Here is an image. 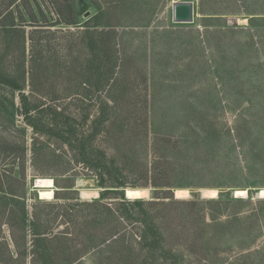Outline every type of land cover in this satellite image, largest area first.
Wrapping results in <instances>:
<instances>
[{
	"label": "rangeland",
	"instance_id": "rangeland-1",
	"mask_svg": "<svg viewBox=\"0 0 264 264\" xmlns=\"http://www.w3.org/2000/svg\"><path fill=\"white\" fill-rule=\"evenodd\" d=\"M183 1L195 3L193 23L173 21V4ZM12 2L0 0V14L5 13ZM83 4L87 6L81 10ZM29 8H32L41 24L46 20L50 25L42 29L46 31H40L35 36L41 43V48L36 50V57L38 54L40 59L37 64L49 61L55 54L56 59L60 60L62 74L54 79L46 78L42 66L37 73H32L30 26L27 28L26 45L21 44V38L19 42L18 36L7 35L0 28V136L12 140L15 143L12 149L16 150L9 159L0 158V172L4 174V170H9L19 176L25 170L27 178L26 182L21 180L19 184L4 177V184L17 193L25 194L27 201L24 203L0 193V226L4 222L2 209H12L16 212L14 218L19 217V220L26 211L31 215L35 210L40 225L45 224L53 234L68 232L71 237L67 238L71 240H83L87 235L83 218L88 213L78 205L76 198L91 201L97 198L100 189L96 188L91 171L82 164H70L69 173H65L67 169L60 167L56 159H50L54 157L53 151H57L67 160L69 150L59 140L58 131H49L51 120L66 121L79 133L95 132L97 128L91 122L102 114L106 117L111 115L110 110L101 112V103L108 102L110 96L125 110L123 114L126 117H149L150 138L157 134L182 136L192 134L189 126L200 115L215 117V127L231 130L236 114L249 109L244 113L246 117H256L258 106L264 102V93H259L264 75L250 69L251 63H258V56L248 48L249 36H264V22L260 19L264 18V0H24L13 5L17 22L21 21V15L30 20ZM60 12L63 17L58 16ZM63 18L75 20L77 25L67 26ZM10 22L11 19L5 17L0 20V25ZM104 30L112 32L106 36H116L118 54L113 61L114 67L109 75L103 68L101 71L107 76L103 75L102 79L96 73H90L88 84L105 87L104 90L91 89L84 96L77 94L70 89L66 70L69 61L66 45L68 34L82 32L84 34L80 36H97L95 32ZM253 45L255 48L256 44ZM88 56L91 60L92 57L86 52L79 57L86 60ZM81 79L74 78V81ZM17 85L24 90L15 89ZM112 86L117 88L110 91ZM236 88H240L237 93ZM22 93L29 97L27 104L37 109V119L44 120L42 123L36 122L38 133L26 121ZM247 100L251 103L248 104ZM237 101L239 110L235 112L232 103ZM252 104L257 107L252 109ZM57 110L62 113L61 116ZM34 138L45 143L39 144V147H44L43 151L51 152L47 159L37 160L35 164L31 152ZM100 140L98 138L95 142L96 147L104 146ZM2 146L3 149L10 148L6 144ZM23 150L27 151L25 158ZM222 150L220 155L227 153L226 147ZM17 155L21 157L16 158ZM25 163L27 170L22 166ZM257 164L263 165L264 160L259 159ZM261 172L263 175L260 177H247L242 187L225 190V197L232 195L234 198L238 190L247 191V196L239 199L251 202L240 212V216L243 226L254 224L250 231H245L244 236L239 237L236 230L242 228L236 227L233 233L230 232L232 227L224 228L222 239L211 238L210 242L212 247L220 248L217 260H189L183 264H264V199L259 198L264 190V171ZM42 178L53 180L55 192L58 189L63 191L61 197L72 199L57 200L55 194L50 200L40 199L36 181ZM193 187V190L185 188L190 193L186 199L192 198L196 191L201 196L202 190H215L200 185ZM85 192L91 195L83 196ZM72 205H76L77 230L68 222V216L73 214L70 209ZM254 214L255 217L252 216ZM28 219L32 221V217ZM21 234L17 231L18 236ZM30 234L33 240L31 229ZM123 236L126 240L135 236L131 226L127 227ZM68 254L66 252L64 255ZM50 256L54 261L59 253ZM97 261V250H92L76 264H98Z\"/></svg>",
	"mask_w": 264,
	"mask_h": 264
},
{
	"label": "trees",
	"instance_id": "trees-1",
	"mask_svg": "<svg viewBox=\"0 0 264 264\" xmlns=\"http://www.w3.org/2000/svg\"><path fill=\"white\" fill-rule=\"evenodd\" d=\"M19 1L24 0H13L5 13L0 14V20L5 17L11 19L10 23L1 24L0 28L7 35L18 36L19 42L21 38V44L26 45L27 28L30 26L32 73H37L42 66L46 78L60 77L61 64L55 54L49 61L37 64L40 59L38 54L36 57V50L41 48V43L35 36L40 31H46L42 29L50 26L47 25L48 21L45 20L44 13L40 11L45 20L42 24L32 8H29V21L21 15L19 17L21 21L17 22L13 5ZM58 16H62L61 12ZM63 19V23L67 26L77 25L75 20ZM260 19L264 22V18ZM81 34L84 33L69 32L68 34L66 45L69 61L66 70L71 80H69L70 89L84 96L86 92L90 93L91 89L104 90L105 87L88 84L90 73H96L97 77L102 79L106 74L101 70L105 68L109 75L114 67L113 61L117 57L118 49L115 44L116 36H106L112 34L109 30L95 32L97 36H80ZM252 42L256 44L255 48ZM248 48L258 56V63H251L250 69L258 75L260 72L264 75V36H249ZM85 52L90 54L91 60L89 56L86 60L85 57H79ZM261 57H263L262 61ZM73 75L74 77H71ZM79 77L82 79L75 82L74 78L79 79ZM116 88L112 86L109 89L113 91ZM15 89L24 90L18 85ZM259 89L261 91L259 93L263 94L264 78ZM238 90L240 91V88H236V93ZM28 98L22 93L26 121L34 132L38 133L36 122L39 119L35 114L37 109L27 104ZM107 99L108 102L101 103V112L110 110L111 115L106 117L102 114L91 122V125L97 128L95 132L91 130L88 134L79 133L66 121L51 120L48 124L51 127L49 131H58L59 140L69 149L67 160L57 151H53L54 157L50 159H56L60 167L67 169L65 173H69L70 164H82L91 171L96 180V188L100 189V197L97 199L80 201L79 197L76 198L78 205L84 207V211L88 213L83 218L87 235L83 240L77 238L71 240L67 238L71 237L68 232L53 234L45 224L40 225L35 210L32 213V221L27 225L26 210L22 220H19V217L14 218L16 212L12 209H2L4 217L2 225L9 226L13 243L20 256L17 259H7L8 257L3 254L4 258L0 263L19 262L23 252L21 249L26 246L28 228L34 236L32 264H76L92 250H97L98 264H183L189 260L198 262L217 260L220 248L211 246V238L222 239L224 228L227 227H232L231 233L236 227L242 228L236 230L238 236L242 237L245 231H250L254 226V224L243 226L241 223L243 218L240 216V212L245 210L251 201L236 199L232 195L225 197V190L242 187L247 177L256 178L263 175L261 171H264V164L259 166L257 161L261 158L264 160V102L258 106L256 117H246L244 113L249 109L236 114L231 130L215 127L213 124L216 121L215 117L200 115L189 126L191 135L157 134L150 138L149 117H126L123 114L125 110L121 109L114 98L108 96ZM246 102L251 103L249 100ZM232 105L233 110L237 112L238 101ZM256 107L257 105L252 104V109ZM57 113L62 115L58 110ZM98 138L102 139L100 141L104 146H95ZM38 141L34 138L31 149L34 164L37 160L47 159L48 155H51L50 151H43L44 147H39V144L45 143ZM3 144L10 148L3 149ZM14 145L12 140L0 136V158L12 157L16 151L12 149ZM225 147L227 153L220 155ZM22 153L25 158L27 151L23 150ZM19 157L21 156L17 155L16 158ZM22 166L26 169V163ZM4 172V174L0 172V193L26 203L25 194L17 193L3 182L4 177L5 180L14 183L21 184V180L26 182V171L22 170L19 176H15L14 172L9 170ZM55 183L59 184L56 180ZM195 185L215 188L219 190V197L202 199L196 191L190 199L175 198L174 190H185V188L193 190ZM128 187L133 188L132 190H139L136 188L150 190L151 197L129 200L125 196ZM58 188L62 187L58 186ZM61 192L63 191L59 189L55 192V199L66 201L72 199L61 197ZM261 203L263 202L257 204ZM72 206L70 209L73 214L68 216V222L72 224L74 230H77L76 205ZM252 216L255 217V214ZM223 218H226L225 221H221ZM129 226L135 236L126 240L123 235ZM17 231L22 234L18 236ZM79 245L81 248L78 249ZM4 250L6 253L5 248ZM66 252L69 254L64 255ZM58 253V258L53 261L50 255Z\"/></svg>",
	"mask_w": 264,
	"mask_h": 264
},
{
	"label": "crops",
	"instance_id": "crops-1",
	"mask_svg": "<svg viewBox=\"0 0 264 264\" xmlns=\"http://www.w3.org/2000/svg\"><path fill=\"white\" fill-rule=\"evenodd\" d=\"M28 217H32V214ZM31 219H28V224H30ZM2 225V224H1ZM1 228V227H0ZM27 240H26V246H24L21 251L22 255L20 257V260L17 264H32L33 260V240L31 239L30 234V228L27 230ZM6 245V247H5ZM6 249V253L5 250ZM5 254L8 258L7 259H17L18 256H20L19 252L16 249V246L13 243L12 237H11V231L7 224L2 225V232L0 231V261H2V258H4ZM12 263V262H11ZM2 264V263H0Z\"/></svg>",
	"mask_w": 264,
	"mask_h": 264
},
{
	"label": "bare ground",
	"instance_id": "bare-ground-1",
	"mask_svg": "<svg viewBox=\"0 0 264 264\" xmlns=\"http://www.w3.org/2000/svg\"><path fill=\"white\" fill-rule=\"evenodd\" d=\"M37 186L38 188H40V198L42 200H50L53 198L54 194H55V184L54 181L51 179H38L37 181ZM96 193V192H95ZM204 193L207 194V196L209 197H216L218 195V191L217 190H204ZM128 194L131 198H143L146 197L148 195V191L147 190H132V189H128ZM90 193L85 192L84 196H90ZM177 195L180 198H187L189 196V191L188 190H183V189H179L177 190ZM236 196L238 198H242V197H246L247 196V191L245 190H238L236 192ZM261 197L264 198V190L261 191Z\"/></svg>",
	"mask_w": 264,
	"mask_h": 264
},
{
	"label": "water",
	"instance_id": "water-1",
	"mask_svg": "<svg viewBox=\"0 0 264 264\" xmlns=\"http://www.w3.org/2000/svg\"><path fill=\"white\" fill-rule=\"evenodd\" d=\"M86 4L82 5L81 10H84L86 8ZM195 15H196V7H195V3L193 1H183V2H175L173 4V21L175 23H180V24H190L193 23L195 20ZM38 187V186H37ZM40 189V188H39ZM146 190V189H143ZM148 191V195L146 197V199H149L151 197V191ZM97 198L100 197V194H97ZM190 195V193H189ZM84 196V194H83ZM125 196L127 199H142L141 198H131L128 194V190L125 191ZM174 196L176 199H186V198H180L177 195V190H174ZM219 196V192L218 195L215 198H211L209 196H207V194L204 193V190L201 191V198L202 199H216ZM95 198V199H97ZM236 199H239L236 195H235ZM259 198L260 199H264L261 197V193L259 194ZM41 199V198H40Z\"/></svg>",
	"mask_w": 264,
	"mask_h": 264
}]
</instances>
